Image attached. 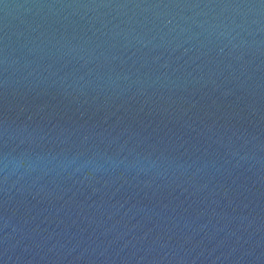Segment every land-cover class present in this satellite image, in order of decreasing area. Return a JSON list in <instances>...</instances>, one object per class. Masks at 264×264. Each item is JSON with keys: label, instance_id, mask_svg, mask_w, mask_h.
I'll list each match as a JSON object with an SVG mask.
<instances>
[{"label": "water", "instance_id": "water-1", "mask_svg": "<svg viewBox=\"0 0 264 264\" xmlns=\"http://www.w3.org/2000/svg\"><path fill=\"white\" fill-rule=\"evenodd\" d=\"M259 3L0 0V264H264Z\"/></svg>", "mask_w": 264, "mask_h": 264}, {"label": "clouds", "instance_id": "clouds-1", "mask_svg": "<svg viewBox=\"0 0 264 264\" xmlns=\"http://www.w3.org/2000/svg\"><path fill=\"white\" fill-rule=\"evenodd\" d=\"M21 159L22 158H19V159H16V160L13 161L14 167H16V168H24V169L32 167V163L31 162L22 163Z\"/></svg>", "mask_w": 264, "mask_h": 264}, {"label": "snow or ice", "instance_id": "snow-or-ice-1", "mask_svg": "<svg viewBox=\"0 0 264 264\" xmlns=\"http://www.w3.org/2000/svg\"><path fill=\"white\" fill-rule=\"evenodd\" d=\"M230 6H236L239 7L241 5H230ZM245 7H257V4H251V5H243ZM259 8L264 9V0H260V3L258 4Z\"/></svg>", "mask_w": 264, "mask_h": 264}]
</instances>
